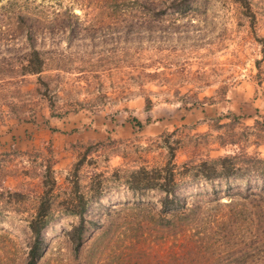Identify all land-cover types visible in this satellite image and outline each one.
<instances>
[{"label":"rangeland","instance_id":"1","mask_svg":"<svg viewBox=\"0 0 264 264\" xmlns=\"http://www.w3.org/2000/svg\"><path fill=\"white\" fill-rule=\"evenodd\" d=\"M250 5L0 0V118L35 125L0 153V264L28 263L29 222L45 191L54 201L36 264H264V176L187 179L168 212L161 191L134 192L122 179L142 166H163L172 154L179 166L242 151L264 158L262 121L237 117L206 130H136L83 144L55 138L47 119L116 115L137 99L180 109L228 101L242 83L260 78L264 0ZM19 11L32 21L15 27ZM33 49L44 51L47 70L23 75ZM77 182L89 199L78 245L72 232L80 217L63 211ZM92 189L99 197L90 198Z\"/></svg>","mask_w":264,"mask_h":264},{"label":"crops","instance_id":"2","mask_svg":"<svg viewBox=\"0 0 264 264\" xmlns=\"http://www.w3.org/2000/svg\"><path fill=\"white\" fill-rule=\"evenodd\" d=\"M258 71L259 80L242 83L227 97L228 101L188 109L153 106L147 110L145 102L137 99L129 101L127 110L116 115H87L81 112L48 117V127L54 132L55 138L79 140L87 144L107 137L125 138L136 130L148 136L162 135L182 126L206 130L211 122L224 123L233 116L242 118L249 124L264 121V58ZM34 129L35 125L32 123L8 118L3 121L0 118V153L18 145L20 138L23 140Z\"/></svg>","mask_w":264,"mask_h":264},{"label":"trees","instance_id":"3","mask_svg":"<svg viewBox=\"0 0 264 264\" xmlns=\"http://www.w3.org/2000/svg\"><path fill=\"white\" fill-rule=\"evenodd\" d=\"M241 6L250 10V0H236ZM58 16V14H57ZM76 17L79 18L77 14ZM26 20L32 21L31 17L23 11H19L16 16L15 27H17L21 21ZM43 19H39V27L43 30ZM64 26L66 25L63 21ZM146 23V22H145ZM26 24V23H25ZM70 23L65 26V30H76V27L70 28ZM49 29V28H48ZM51 29V28H50ZM64 30V29H62ZM29 41L32 40L33 34H26ZM26 64L23 66L22 74H38L42 75L47 70L48 62L44 56L43 50L33 49L31 53L26 54ZM44 77L40 76L39 82L43 83ZM47 89L49 84L47 83ZM40 89V86L36 88ZM47 95V92L43 93ZM146 109H151L150 103H147ZM52 116H57L52 114ZM237 117H230V120H235ZM264 124V121H262ZM142 125L141 122H138ZM218 123V122H217ZM256 123H260L257 121ZM219 124V123H218ZM174 134V132L169 135ZM234 144L235 142H230ZM92 147V146H91ZM89 147V148H91ZM172 158L163 166H156L149 168L142 166L138 169L129 171L127 174L122 176L125 180L126 185L133 190L138 192L141 190H159L163 194L161 200L164 208L168 211L173 209L178 200L177 190L181 187V184L187 179L197 180L203 178L205 180H215L219 178H231V177H242V176H264V158H260L257 155H250L247 152H239L236 154H229L226 156L218 157L215 159H204L201 162L190 160L183 165L179 166L173 161ZM119 173V172H118ZM121 177V176H120ZM79 182L76 183L75 191H72L69 198L65 201L64 212L68 214H74L80 217V222L73 229V234L77 235V240L74 241L78 244L82 243L83 235L85 233V212L89 204V199L86 195L80 192ZM101 192L98 189L91 190L90 198L99 197ZM16 195H20L16 193ZM54 201L52 192L45 191L40 196L39 205L36 208V213L29 222V228L33 234V242L29 251V260L27 264H36L39 258L42 256L45 247L44 230L49 224L52 217V203Z\"/></svg>","mask_w":264,"mask_h":264}]
</instances>
